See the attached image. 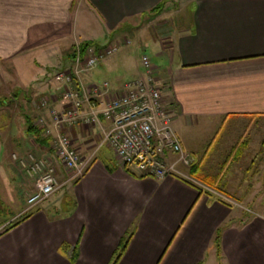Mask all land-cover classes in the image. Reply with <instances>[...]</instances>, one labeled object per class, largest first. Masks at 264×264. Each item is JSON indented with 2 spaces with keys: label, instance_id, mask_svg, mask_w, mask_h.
I'll return each mask as SVG.
<instances>
[{
  "label": "crops",
  "instance_id": "crops-1",
  "mask_svg": "<svg viewBox=\"0 0 264 264\" xmlns=\"http://www.w3.org/2000/svg\"><path fill=\"white\" fill-rule=\"evenodd\" d=\"M169 14L158 34L139 27ZM132 40L162 60L154 69L178 136L226 118H264V0H0V220L29 213L0 233V264H264V204L240 217L191 179L143 177L105 141L109 119L86 123L108 94L144 75L132 49L122 50ZM116 42L123 48L81 76L85 89L107 82L109 93L90 102L81 93V119L66 130L91 159L87 171L27 212L23 185L34 181L20 160L54 157L36 122L51 126L50 109L68 106L57 73L72 68L77 45L89 54ZM44 97L49 107L40 109Z\"/></svg>",
  "mask_w": 264,
  "mask_h": 264
},
{
  "label": "built area",
  "instance_id": "built-area-1",
  "mask_svg": "<svg viewBox=\"0 0 264 264\" xmlns=\"http://www.w3.org/2000/svg\"><path fill=\"white\" fill-rule=\"evenodd\" d=\"M121 45V42H116L89 54H84L81 46L77 45L72 68L57 73V79L65 84L63 98L67 100L68 106L60 111L50 109L51 126L46 124L44 118H38L36 122L42 135L51 138L54 157L39 160L29 155V165L25 160H20L27 176L34 181L33 191L27 199V212L81 180L87 171L91 159L79 152L66 130L78 124L81 119V93L88 102L91 100L89 96L109 93L107 82L93 84L85 89L82 74L114 55ZM142 67L144 75L126 82L120 92L108 94L104 107L99 112L93 111L86 123L99 124V114L111 121L105 141L123 167H134L140 175L158 180L168 176L189 180L190 176L180 172L178 166L191 167L194 159L185 153L173 128L174 112L159 85L149 57L142 58ZM49 103V99L44 97L40 100L39 108H48ZM61 171L65 172L64 179L59 177Z\"/></svg>",
  "mask_w": 264,
  "mask_h": 264
},
{
  "label": "rangeland",
  "instance_id": "rangeland-1",
  "mask_svg": "<svg viewBox=\"0 0 264 264\" xmlns=\"http://www.w3.org/2000/svg\"><path fill=\"white\" fill-rule=\"evenodd\" d=\"M170 11L173 13L175 6H172L168 13ZM170 16L169 14L153 21L145 20L140 23L139 27L146 29V35L158 34L164 30V21L169 20ZM131 43L128 47H122V50L131 48L136 61H140L142 64V56L146 54L151 59L152 65L161 64L162 60L158 59L151 48H137L133 40ZM12 106L17 108L16 103L12 102ZM178 134L185 153L191 155L194 163L198 161L197 164L204 174L209 175L217 182L218 189L199 182L190 174V167L180 165V170L190 176L191 180L189 181L212 193L216 198L231 202L240 211V217L244 214L253 216L255 212H258L259 208L258 210L254 208V203L264 204V118L231 117L226 118L218 125L194 126L186 133L179 132ZM228 157L230 158L227 162ZM113 161L116 162L114 158ZM0 184L5 186L3 182ZM6 189L4 188V190ZM2 190L3 188L0 187V192ZM12 191L14 190L12 189L11 193H13ZM32 191L33 183L27 178L26 184L23 185L25 202ZM61 193L52 196L46 202L51 203L57 200ZM4 194L2 193L1 197L5 196ZM6 194L8 193L6 192ZM10 198L11 201H17L16 195ZM252 209L254 213H251ZM13 216L12 218L7 217L3 221L0 220V233L22 217L21 214Z\"/></svg>",
  "mask_w": 264,
  "mask_h": 264
},
{
  "label": "trees",
  "instance_id": "trees-1",
  "mask_svg": "<svg viewBox=\"0 0 264 264\" xmlns=\"http://www.w3.org/2000/svg\"><path fill=\"white\" fill-rule=\"evenodd\" d=\"M162 6H163V5H160V6H158V7L156 8L157 12H158V11H161ZM82 46H83L82 48H84V47L87 46V45H82ZM40 131H41V130H40ZM263 146H264V145H263ZM229 158H230V157H228L227 162L229 161ZM230 160H231V159H230ZM224 165H226V162H224ZM189 172H190V174L192 175V177L194 176V177L196 178V180H198L199 182H202L203 184H206V185H208L209 187L217 188V187H216L217 182H216L214 179H212L209 175L204 174V172L201 170V167H199V165L197 164V161L191 165ZM143 177H144V176H143ZM187 182H188L189 184L193 185L194 187H196L197 189H199L200 191L205 190V189L202 190V187H198V186L194 185V183L191 182V181H187ZM217 189H218V188H217ZM205 191H207V190H205ZM207 192H208V191H207ZM208 194H210V195L212 196V193L208 192ZM28 214H29V213H26V214H25L24 216H22L20 219H18L17 221L11 223V224H10L9 226H7V227H6L1 233L6 232V231H8L10 228L16 226L18 223H20L22 220H24V219L27 217ZM219 243H220V240H219V238H218V239H216V245H217L218 248L220 247Z\"/></svg>",
  "mask_w": 264,
  "mask_h": 264
}]
</instances>
